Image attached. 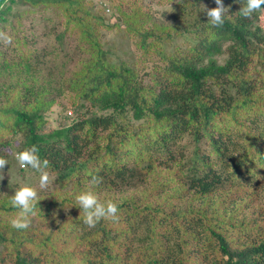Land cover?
I'll list each match as a JSON object with an SVG mask.
<instances>
[{
	"label": "trees",
	"instance_id": "obj_1",
	"mask_svg": "<svg viewBox=\"0 0 264 264\" xmlns=\"http://www.w3.org/2000/svg\"><path fill=\"white\" fill-rule=\"evenodd\" d=\"M222 2L221 27L202 10L172 25L117 5L132 64L109 61L83 0H0V158L17 141L49 162L47 188L27 185L40 201L26 230L10 225L20 184L0 181V264H264V10L244 19V0ZM178 35L187 46L168 53ZM62 90L88 113L43 131ZM87 191L118 221L84 225Z\"/></svg>",
	"mask_w": 264,
	"mask_h": 264
},
{
	"label": "rangeland",
	"instance_id": "obj_2",
	"mask_svg": "<svg viewBox=\"0 0 264 264\" xmlns=\"http://www.w3.org/2000/svg\"><path fill=\"white\" fill-rule=\"evenodd\" d=\"M186 0H83L85 6L96 15L100 16L103 23H97V33L100 43L108 51V59L112 62H119L124 60L128 63L134 62L136 57V48L133 44L128 31L125 30L124 24L121 21V16L116 9V6L120 9H125L127 12L131 10L135 5L141 6L142 4L150 5L154 11H156V20L164 21L167 24H180L189 23L196 15L203 11V5L207 8L216 7L214 0H201L197 4L199 8L187 6L183 7V3ZM184 8V9H183ZM184 11V14L183 13ZM53 10L48 8L46 15H52ZM205 13V12H204ZM163 18V19H162ZM54 20L55 25L60 20ZM176 22V23H175ZM264 27V15L261 16L259 22ZM61 24V23H60ZM60 26V25H59ZM58 26V27H59ZM57 27V26H56ZM188 35V34H187ZM54 41L53 35H49L46 43L49 44ZM227 41H224L222 45V51H224ZM175 46V47H174ZM177 46L186 47L185 37L180 35L175 36L172 41H166L164 48L168 53H172ZM226 54L222 53L216 55L219 62H223ZM70 65L71 69H75L78 65ZM70 70V69H67ZM89 110L86 107L85 102L81 101L72 93L62 90L60 94L55 97V103L46 111L45 124L42 128L43 131H47L54 127H58L67 123H70L73 119H79L84 116ZM7 134H4V138ZM14 145L11 148H1L4 153L3 159L7 160V165L3 169L4 179L0 181L13 182L17 181L20 187L27 186L29 184L34 187H39V176H34L32 173L27 172L29 167H21L16 160V155L19 153L17 146L18 142L14 141ZM254 206L262 207L264 201L259 199L255 201Z\"/></svg>",
	"mask_w": 264,
	"mask_h": 264
},
{
	"label": "clouds",
	"instance_id": "obj_3",
	"mask_svg": "<svg viewBox=\"0 0 264 264\" xmlns=\"http://www.w3.org/2000/svg\"><path fill=\"white\" fill-rule=\"evenodd\" d=\"M236 2V0H234ZM216 7L207 8L203 5V11L207 16V21L212 27H221L224 23L225 12L228 8L224 6L222 0H214ZM230 7V6H229ZM264 10V0H244V6L239 8V15L244 19H251L255 12ZM163 19V18H162ZM0 40L6 44H11V37L0 32ZM39 149L36 145L20 152L16 155V160L21 167H30L40 174L39 187L46 189L49 182L47 168L49 162L42 160L39 156ZM7 165V160L0 158V180L4 179L3 169ZM102 177L92 174L89 183L93 186L99 185ZM38 201V192L31 186L19 187L10 197L9 204L18 210V214L10 220L12 228L17 230H26L31 225V217L36 215ZM78 209L83 212V224L89 229L104 219H110L117 222L118 205L113 201L102 202L91 191H87L76 196Z\"/></svg>",
	"mask_w": 264,
	"mask_h": 264
}]
</instances>
